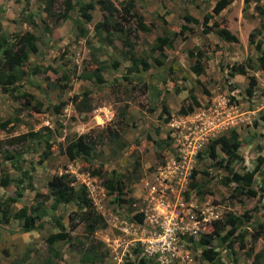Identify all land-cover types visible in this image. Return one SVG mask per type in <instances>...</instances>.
<instances>
[{
    "label": "rangeland",
    "instance_id": "374dc122",
    "mask_svg": "<svg viewBox=\"0 0 264 264\" xmlns=\"http://www.w3.org/2000/svg\"><path fill=\"white\" fill-rule=\"evenodd\" d=\"M63 1L55 2L52 9L56 14L63 10ZM131 1L134 17L124 24L126 35L120 36L115 27L110 43L95 33V24L105 15L99 6L91 11L94 19L86 23L89 33L82 37L75 10L58 23L46 11V0H0L4 33L9 36L31 30L41 36L42 53L32 55L25 68L33 62L51 68L25 78L14 95L0 88L2 174L16 180L8 187L0 186V196L3 200L16 197L21 179L23 184L32 181L34 186L5 208L15 211L31 205L38 191L48 192L53 175L69 172L77 177L78 185L88 187L107 221V226L94 234H89L83 223L78 224L71 230L72 242L55 245L59 257L47 241L60 230L52 210L39 231L23 232L21 222L15 219L0 223V264H81L80 240L88 245L103 242L98 248L100 264L138 263L142 258L145 264H216L213 258L203 256L198 242L203 235L213 234L216 221L229 212L239 216L248 212L251 217L243 219L239 230L244 241L240 236L231 241L235 256L219 237L214 238L212 247L219 251L221 263L235 264L233 259L237 258V264H254V255L264 250V228L259 227L264 225V197L235 193V184L223 179L228 170L215 166L208 154L211 141L236 130L244 157L242 164L235 165L238 170H253L258 157H264V70L256 65L246 75H228L234 64L249 60L257 64L258 53L249 38L260 24L257 4L264 5V0H235L220 13L214 11L219 0H113L119 8L116 19L123 21L121 14ZM29 13L41 26L32 27L26 21ZM210 14L209 25L227 27L238 41L206 33L203 22ZM186 16L199 22L188 21ZM45 21L54 28L50 34ZM139 22L149 30L140 29ZM165 37L172 44L162 51L157 40ZM130 52L147 59L151 68L145 71L140 65L139 71L133 67ZM195 64L205 65L203 74L192 70ZM97 67L103 68L106 81L102 85L96 83L93 73ZM252 78L258 80L253 96L247 91ZM191 91L200 105L183 115L180 110L191 103ZM26 93L33 98H25ZM28 99L41 100L43 110L27 106ZM90 104L94 110L86 111ZM165 105L171 113L167 122ZM122 111L126 112L124 117ZM231 119L235 123L228 125ZM210 126L217 127L208 132ZM114 129L122 136L117 141L110 139ZM31 132L48 137L50 147L44 138H32ZM84 134H92L97 141L91 161L70 160L61 149ZM46 150L49 157L44 158ZM7 152L18 157L8 158ZM88 168H102L104 176L120 177L125 187L119 199ZM26 171L32 179L26 177ZM193 183L200 185L201 194L191 188ZM154 186L164 211L154 199ZM254 186L259 190L264 187V165ZM76 209L74 204L63 205L57 217L69 227L70 213ZM165 215L177 217L174 242L160 239Z\"/></svg>",
    "mask_w": 264,
    "mask_h": 264
},
{
    "label": "trees",
    "instance_id": "16d2710c",
    "mask_svg": "<svg viewBox=\"0 0 264 264\" xmlns=\"http://www.w3.org/2000/svg\"><path fill=\"white\" fill-rule=\"evenodd\" d=\"M57 0H46V11L51 17L56 18L58 23L61 19L69 18L71 11H77V24L80 26V36L86 37L89 33V29L86 26V23L89 24L93 21L94 16L91 13L96 7L99 8L105 13L104 20L98 21L95 24V33L99 38H107L110 43H112L114 34L113 28H117L120 32V36L126 35V28L124 24L130 23L131 19L134 17L132 9L134 7L133 1L129 2V6L124 7L125 14H121L122 20L119 21L116 19V14L119 13V8L115 5L113 0H90L89 2H81L80 0H64L63 10L59 13L53 11V6ZM235 0H219L214 7L216 13H220L222 10L227 8ZM26 9L24 10V12ZM257 11L260 15L261 21L258 27L253 29L250 34V44L253 45L258 53L257 64L253 63H241L234 64L230 67L228 75L234 77L237 74L246 75L249 72V69H254L255 66H259V69L264 70V5L257 4ZM213 18V15H207L204 19V31L206 33L215 32L220 38L225 41L235 42L238 41L237 36L231 32L227 27L218 28L217 25H209L208 22ZM188 21L199 22L197 18L192 16H186ZM27 22L30 23L32 27H39L40 22L37 20L36 16L33 13H29L27 16ZM48 23L47 21L44 22ZM84 23V25L82 24ZM140 29L149 30V27L143 22H139ZM185 28H187L185 26ZM53 27H49L48 24L45 25V30L47 33L53 31ZM138 30V28H135ZM40 40L41 36L36 34L34 31L27 30L25 32H16L12 35H7L3 32L2 25L0 24V88L2 92L8 94H15L21 90L24 85V79L31 75H38L44 70H50V67L44 68L42 64L33 62L30 65V68H25L26 65L31 61L32 55H39L42 53L40 49ZM172 42L168 37L158 38L157 47L164 51L165 45L170 46ZM41 52V53H40ZM131 55L128 58L133 62V67L137 68L140 71V65H142L145 71H148L151 68V63L145 59L140 58L135 55L134 52H130ZM193 54V53H192ZM201 59V57H200ZM192 70L197 74L201 75L205 71V65L195 64L192 66ZM94 76L96 77V83L102 85L105 83L106 79L103 76V68H95ZM89 77H92L91 74H88ZM65 79L68 80L69 76L64 75ZM258 85V80L252 78L250 80V85L247 89L248 93L253 96L255 89ZM25 98L32 97L30 93L25 94ZM76 98V97H75ZM191 103L182 107L180 113L183 115H188L195 111V108L200 105L197 96L194 92L191 91L190 94ZM28 99L26 105L32 107L38 112L43 110V102L41 100ZM54 107L57 110H60V106L55 104ZM86 111L94 110L93 105H86ZM166 112L168 117L166 122L170 121L171 113L168 109V106L165 105ZM126 114L125 111L120 112V115L124 117ZM30 136L32 138H44L47 141L48 147H50L49 139L45 136H41L39 132H31ZM121 133L118 129L111 131L110 139L117 141L121 139ZM171 139V136H169ZM168 141V139L166 140ZM242 148V141L240 139L239 133L236 130H233L230 135H222L213 141L210 142L208 146V154L210 159L215 161V166H222L228 170V174L223 178L224 181L235 184V193H241L249 197L262 196L264 197V187L259 190L254 186L257 175L263 174V165L264 157H258V163L256 164L253 170H238L236 164L243 163L244 157L240 153ZM97 149V141L92 134L80 135L76 139H73L68 142V144L63 147L62 153H64L70 160H76L78 158H83L86 161H91L92 154ZM8 153V152H7ZM49 152L45 151V157H49ZM8 158H17L18 156L13 153L7 154ZM3 162L0 160V186L8 187L14 180L8 174H2L4 172ZM93 175L100 177L102 184L108 190L111 195H116L119 199V196L124 193L125 184L122 179L118 176H104L102 168L92 170L88 168ZM26 177L30 180L32 177L29 172H25ZM196 172L193 176L195 178ZM20 184L17 182V196L16 197H7L6 200L0 196V212L2 213L0 217V223H8L10 219H15L21 222L20 229L23 232L39 231L44 228L45 223L48 221L47 217L53 214V219L56 221V227L60 229L58 232L52 233L48 236L47 241L55 257H59V250L55 248V245L59 242H72L74 237L71 236V230H75L78 224L83 223L86 227V230L89 234H94L100 228L107 226V221L102 213H100L91 197L90 191L85 184L78 185V179L76 176L72 175L69 172L53 175L48 181V192L44 193L38 191L35 195L34 202L31 205L23 206L18 210H9L6 207L8 202H17V199L23 196L24 190L27 188L33 189L32 181L23 184V179L19 180ZM226 182V183H227ZM30 185V186H28ZM192 189L197 190L199 194L202 193L200 185L193 183L191 186ZM51 203V209L48 206L49 202ZM74 204L77 209L70 213V224L69 227L57 217L60 208L63 205ZM251 216L248 212H245L243 215H235L232 212H229L224 216V218L219 219L215 223L216 230L212 234H205L199 240V245L203 246V256L206 258H213L216 264L221 263V256L219 251L215 250L212 247V243L215 237H219L220 243L222 245H227L229 251L235 254L237 253L232 240L240 236V240L244 241L243 233H240V227L242 226L243 219H249ZM261 230H263L264 225L259 224ZM261 235V232L256 236L258 238ZM103 242L99 241L98 244H86L83 241H79L77 244L78 251L81 254V264H100L98 261V248L102 245ZM251 256V252H249ZM52 264V261H50ZM235 264L238 263L237 258L233 259ZM129 264V263H128ZM130 264H145V259L142 258L138 263ZM254 264H264V250L257 252L254 255Z\"/></svg>",
    "mask_w": 264,
    "mask_h": 264
},
{
    "label": "built area",
    "instance_id": "2783aa9c",
    "mask_svg": "<svg viewBox=\"0 0 264 264\" xmlns=\"http://www.w3.org/2000/svg\"><path fill=\"white\" fill-rule=\"evenodd\" d=\"M235 121L233 119L229 120V124H234ZM210 125V124H209ZM217 127V126H216ZM216 127L210 126V129H206L208 132H212L216 129ZM207 133H205L206 135ZM153 193L156 194L154 195V199L156 200V203L162 208V210H165V205L162 201L161 195L157 192V187H153ZM159 207V208H160ZM177 217L174 215L168 216L165 215L164 221L162 222L161 226H163V232L160 234L161 235V240H164L166 243L171 240V242H174L176 240V229H177Z\"/></svg>",
    "mask_w": 264,
    "mask_h": 264
}]
</instances>
